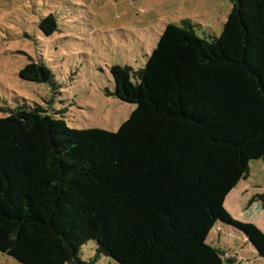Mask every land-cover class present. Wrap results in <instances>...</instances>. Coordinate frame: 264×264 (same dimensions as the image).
<instances>
[{"label": "trees", "instance_id": "16d2710c", "mask_svg": "<svg viewBox=\"0 0 264 264\" xmlns=\"http://www.w3.org/2000/svg\"><path fill=\"white\" fill-rule=\"evenodd\" d=\"M229 1L218 35L168 23L142 67H110L112 94L134 104L116 131L69 127L25 101L3 109L0 252L18 264H93L81 248L94 241L114 264H225L207 242L219 226L264 262V232L224 207L250 162L264 161V0ZM38 27L58 31L55 14ZM18 75L56 85L43 61ZM253 197L264 205V190Z\"/></svg>", "mask_w": 264, "mask_h": 264}, {"label": "rangeland", "instance_id": "374dc122", "mask_svg": "<svg viewBox=\"0 0 264 264\" xmlns=\"http://www.w3.org/2000/svg\"><path fill=\"white\" fill-rule=\"evenodd\" d=\"M230 7L229 0H0V116L6 114L3 109L25 101L46 108L69 127L116 131L134 104L112 94L110 67H142L168 23L188 19L198 36L218 35ZM49 12L55 14L59 29L45 36L38 24ZM29 58L52 69L55 87L19 77ZM258 161L264 163L262 159L250 162L249 177L264 180ZM259 189L255 187L257 192L253 190L247 200L251 207L259 204L263 209L257 225L264 231V205L253 197ZM234 192L227 195L225 208L237 218L239 203ZM217 228L222 229L219 238L238 252L222 251L225 264L233 254L235 264H264L250 250L247 239L235 231L227 234L215 226L208 243L216 244ZM81 257L93 264H114L109 257L95 255L94 241L83 245ZM0 264L18 263L0 252Z\"/></svg>", "mask_w": 264, "mask_h": 264}, {"label": "crops", "instance_id": "0c3cea01", "mask_svg": "<svg viewBox=\"0 0 264 264\" xmlns=\"http://www.w3.org/2000/svg\"><path fill=\"white\" fill-rule=\"evenodd\" d=\"M256 165L258 167H260L261 174L264 176V163L258 161ZM249 175H250V173H249ZM249 175L245 179L240 180L237 183V185L230 191V193H233L235 191L234 192L235 193V198H236V200L239 203L238 211L236 213V215L238 217L237 218H235L233 216L232 217L234 219H237V220L242 221V222H251V223L255 224L258 228L261 229V227H259L257 225V219L259 217L263 218V216H262L263 209L261 208V206H259V204L256 205V209L254 207H251L252 202L248 201L247 198H248L249 194L251 195L253 193V190H254L255 187H259L260 188L259 189L260 191L258 190V193H260V192H262L264 190V188H263L264 180L261 179V178H257V179L256 178H250ZM255 183L258 184V185H254ZM261 188H262V190H261ZM254 191L257 192V190H254ZM244 193H247V195H244ZM226 199H227V197L224 200V207H226V205H225ZM220 230H222V229H218V228L216 229V234H215L216 238L214 239L216 244H212V243L211 244L213 246H218V244H220L222 246V247H220V249L223 251V253L224 252L227 253L228 251H230V252L234 251V250L230 249V247H228V244H227L226 241H222L219 238V234L221 232ZM226 231L228 232L227 234H231V231H229V230H226ZM248 246H249L250 250H252L253 254H256L255 249L253 248L252 244L249 241H248ZM222 248L226 249V250L224 251ZM237 251H240L239 248H238ZM234 252H236V251H234ZM236 254H238V252H236ZM234 257H235V254H233L230 257H228L230 260H232L233 264L236 263V259Z\"/></svg>", "mask_w": 264, "mask_h": 264}, {"label": "water", "instance_id": "95a60500", "mask_svg": "<svg viewBox=\"0 0 264 264\" xmlns=\"http://www.w3.org/2000/svg\"><path fill=\"white\" fill-rule=\"evenodd\" d=\"M248 240V239H247Z\"/></svg>", "mask_w": 264, "mask_h": 264}]
</instances>
